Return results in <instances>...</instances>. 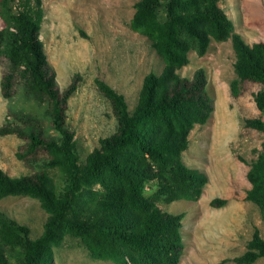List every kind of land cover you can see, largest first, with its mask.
Masks as SVG:
<instances>
[{
  "label": "trees",
  "instance_id": "1",
  "mask_svg": "<svg viewBox=\"0 0 264 264\" xmlns=\"http://www.w3.org/2000/svg\"><path fill=\"white\" fill-rule=\"evenodd\" d=\"M221 1L135 3L130 27L149 38L163 69L145 75L133 110L124 94L95 79L112 105L117 129L80 162L66 110L81 75L76 73L60 91L41 39L43 0H0V57L10 68L1 81L3 96L12 97L16 80L24 81L29 96L48 102L49 121L58 133L47 135L33 123L0 127V134L15 133L26 140L19 158L36 157L41 150L48 156L33 174L11 176L0 167V199L30 197L47 213L42 233L33 238L28 225L0 212V264H52L55 249L68 238L78 240L93 260L179 263L185 214L162 210L158 202L200 198L208 178L188 166L183 153L191 130L206 124L214 110L205 69H196L192 77L179 70L189 64L190 52L203 56L213 40H231L236 56L231 94L240 96L246 81L264 86V41L247 43ZM254 100L260 116L245 119L244 126L264 133V88ZM247 177L251 188L246 199L259 207L264 221V145ZM227 202L216 197L210 203L222 207ZM263 257L264 237L256 228L246 250L232 261L254 264Z\"/></svg>",
  "mask_w": 264,
  "mask_h": 264
},
{
  "label": "rangeland",
  "instance_id": "2",
  "mask_svg": "<svg viewBox=\"0 0 264 264\" xmlns=\"http://www.w3.org/2000/svg\"><path fill=\"white\" fill-rule=\"evenodd\" d=\"M138 0H43L41 39L56 81L63 91L74 75H81L78 89L67 103V125L75 133L80 162L100 145V139L117 129V119L109 100L95 84L100 78L125 95L133 110L145 75L160 73L164 63L146 36L130 27ZM220 6L249 44L264 41V0H222ZM3 22L0 17V27ZM190 62L179 70L192 77L202 67L207 74V90L214 110L204 125L197 124L189 135L184 162L203 172L208 182L198 200L159 201L162 210L184 213V252L178 264H236L232 259L247 248L257 228L264 237V221L259 207L246 199L251 183L247 174L263 149L264 133L246 128L244 120L260 116L254 96L264 86L246 81L235 97L230 83L236 77L235 51L231 40L212 41L203 56L192 51ZM0 57V127L10 123H33L47 135L56 136L49 121L48 102H39L25 92L24 81L15 82L10 98L3 96L1 81L9 71ZM26 116L29 120L25 121ZM26 140L15 133L0 134V167L11 176L33 174L48 158L44 151L21 159ZM226 198L222 207L211 200ZM0 212L28 225L33 238L43 231L47 213L38 200L8 196L0 199ZM52 264H113L93 260L75 239H66L55 249ZM254 264H264V257Z\"/></svg>",
  "mask_w": 264,
  "mask_h": 264
}]
</instances>
